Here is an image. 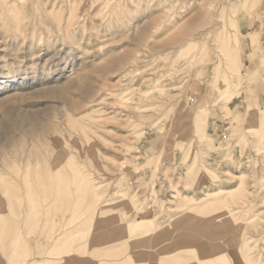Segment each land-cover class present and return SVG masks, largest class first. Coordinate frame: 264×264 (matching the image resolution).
<instances>
[{"label":"rangeland","instance_id":"374dc122","mask_svg":"<svg viewBox=\"0 0 264 264\" xmlns=\"http://www.w3.org/2000/svg\"><path fill=\"white\" fill-rule=\"evenodd\" d=\"M4 1L0 264H264V0Z\"/></svg>","mask_w":264,"mask_h":264},{"label":"crops","instance_id":"0c3cea01","mask_svg":"<svg viewBox=\"0 0 264 264\" xmlns=\"http://www.w3.org/2000/svg\"><path fill=\"white\" fill-rule=\"evenodd\" d=\"M258 25V24H257ZM255 23H252L251 26H249L247 28V30L249 31V34H251L253 32V29H257L258 27ZM261 26V25H259ZM233 50V49H232ZM234 50H236V54H237V58H238V67L239 70L241 72H244L245 70H248V73H251V78L253 77L254 80L257 79L259 80V74L261 73V70H264V52L260 51V47L257 48H251V49H247V47L240 45L238 47H236ZM233 50V51H234ZM231 51V52H233ZM235 58V57H234ZM245 74H243L244 76ZM264 86V84L262 83V81H260L259 83H257L256 85V89L259 86ZM255 96L252 97L253 101H251V103H254V105L252 107H250V109H248V107L246 106V104L244 105L243 102L244 100L241 97H236L235 98V103H237V105H228V110L230 112H233L236 108V106L239 105V112L240 113H249L251 115V118H256L258 120V125H259V120L264 118V91L261 92L260 91H256V93L254 94ZM191 99H195V97L191 95ZM245 103V102H244ZM204 110H202L201 112H203ZM263 122V121H261ZM264 124V122H263ZM221 132V131H220ZM218 132L217 136L221 137V141L224 140V136L221 135V133ZM211 137H213L215 135L214 132L211 133ZM223 137V138H222ZM185 165V163H180V166L183 167ZM159 177H157L158 180ZM15 245L17 244V239L14 240ZM56 246H58V244H55ZM17 251V250H16ZM1 253H0V263L2 261L1 258ZM17 256V254L15 253V256H13V254L10 255V261L12 262L13 259ZM7 259V258H5ZM33 264L34 260L31 259L27 262H30Z\"/></svg>","mask_w":264,"mask_h":264},{"label":"bare ground","instance_id":"6f19581e","mask_svg":"<svg viewBox=\"0 0 264 264\" xmlns=\"http://www.w3.org/2000/svg\"><path fill=\"white\" fill-rule=\"evenodd\" d=\"M5 1H6V0H5ZM5 1H4V2H5ZM12 2L15 3L14 1H12ZM27 2H28V1H27ZM48 2H49V1H48ZM104 2H105V1H104ZM219 2H220V1H219ZM7 3H8V2H7ZM13 3H12V4H13ZM42 3H43V2H42ZM42 3H41V4H42ZM22 4H23V2H22ZM0 5H2V4H0ZM10 5H11V4H10ZM25 5H26V3H25ZM4 6H5V5H4ZM4 6H3V7H4ZM21 6H22V5H21ZM42 6H43V5H42ZM52 6H53V5H52ZM247 6H248V4H247ZM12 7H13V5H12ZM15 7H16V6H15ZM17 7H18V5H17ZM39 7H40V6H39ZM45 7H46V6H45ZM7 8H9V7H7ZM19 8H20V7H19ZM21 8H22V7H21ZM40 8H41V7H40ZM40 8H39V9H40ZM43 8H44V7H43ZM53 8H54V7H53ZM55 8H56V6H55ZM57 8H58V7H57ZM59 8H60V7H59ZM9 9H12L11 6H10ZM250 9H251V8H250ZM44 10H45V8H44ZM55 10H57V9H55ZM72 10H73V9H72ZM77 10H78V9H77ZM246 10H247V9H246ZM8 11H9V10H8ZM13 11H16V9L13 10ZM21 11H22V10H21ZM39 11H40V10H39ZM42 11H43V10H42ZM68 11H69V10H68ZM11 12H12V11H10V14H11ZM16 12H17V11H16ZM76 12H77V11H76ZM76 12H75V13H76ZM249 12H250V11H249ZM8 13H9V12H8ZM17 13H18V12H17ZM51 13H52V12H51ZM19 14H21V13H19ZM23 14H24V13H23ZM39 14H41V12H40ZM6 15H7V14H6ZM15 15H16V14H15ZM50 15H51V14H50ZM250 15H251V14H250ZM2 16H3V14H2ZM2 16H1V17H2ZM10 16H11V15H10ZM12 16H13V15H12ZM8 17H9V16H8ZM17 17H18V16H17ZM73 17H74V16H73ZM73 17H72V18H73ZM75 17H76V16H75ZM12 18H14V17H12ZM12 18H11V19H12ZM15 18H16V17H15ZM20 18H23V17L20 16ZM69 18H70V17H69ZM0 19H1V18H0ZM2 19H4V18H2ZM7 19H8V18H7ZM14 20H15V19H14ZM5 21H6V20H5ZM15 21H16V20H15ZM17 21H18V20H17ZM72 21H73V20H72ZM0 22H1V20H0ZM8 22H9V21H8ZM12 22H13V21H12ZM2 24H4L3 21H2ZM8 26H9V25H8ZM0 28H1V27H0ZM16 28H17V27H16ZM2 29H3V27H2ZM22 32H23V31H22ZM66 33H67V32H66ZM62 43H63V42H62ZM66 50H67V49H66ZM66 60H67V59H66ZM116 66H117V65H116ZM119 67H120V66H119ZM138 71H139V70H138ZM136 72H137V70H136ZM118 78H119V77H118ZM1 83H2V82H1ZM103 101H104V100H103ZM46 187H48V186H46ZM49 187H50V186H49ZM57 187H58V186H57ZM58 188H59V187H58ZM133 226H134V225H133ZM126 230H127V229H126Z\"/></svg>","mask_w":264,"mask_h":264}]
</instances>
